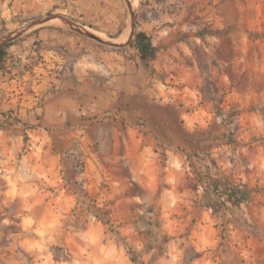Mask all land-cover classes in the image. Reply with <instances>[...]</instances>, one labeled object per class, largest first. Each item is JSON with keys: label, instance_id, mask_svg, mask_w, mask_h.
I'll use <instances>...</instances> for the list:
<instances>
[{"label": "rangeland", "instance_id": "374dc122", "mask_svg": "<svg viewBox=\"0 0 264 264\" xmlns=\"http://www.w3.org/2000/svg\"><path fill=\"white\" fill-rule=\"evenodd\" d=\"M225 3L229 20L220 12ZM51 17H59L51 25L101 53L131 58L135 31L158 51L134 97L117 96L123 101L101 112L79 111L66 123L70 133L48 122L46 97L71 77L73 64L60 66L70 72L65 79L60 68L35 71L42 63L36 56L14 60L6 51L0 264H200L188 238L199 213L181 220L165 183L176 168L169 152L180 158L178 172L191 175L200 211L218 216L248 191H264L261 178L247 188L236 174L249 155L264 158V0H0V44L18 43L26 27ZM238 215H230L236 225L259 234L256 217ZM256 262L233 247L232 264Z\"/></svg>", "mask_w": 264, "mask_h": 264}, {"label": "crops", "instance_id": "0c3cea01", "mask_svg": "<svg viewBox=\"0 0 264 264\" xmlns=\"http://www.w3.org/2000/svg\"><path fill=\"white\" fill-rule=\"evenodd\" d=\"M228 4H223L220 11L226 20L230 19L227 8H230L231 3ZM52 21L53 19L41 24L34 32L28 31L25 38L9 46L6 51L8 57L12 53L14 60L29 61L34 56L40 58L42 63L33 68L38 73L58 69L69 61L73 64L71 77L46 97L48 122L55 130L70 133L66 123L77 117L79 111L91 109L101 112L117 101H123L117 99V96L125 99L134 97L139 86L150 80V73L141 64L134 48L131 58L129 54L126 57L120 53H101L95 46L71 34L66 28L51 25ZM35 43H38V48ZM86 48L89 50L87 53L83 51ZM247 126H253L251 120ZM149 148L150 146H145L144 152ZM169 154L172 155L170 165L176 168H171L165 174V183H170L169 192L178 199L177 206L183 213L181 220L186 224L193 218L194 212L199 213V219L188 236L194 250L200 253L196 263L200 261V264H221L222 261V264H232L234 247L249 260H257L256 264H264V191L261 194L248 191L242 204L228 208L218 216L206 208L200 211L195 203L198 196L187 183L189 174L178 172L176 161L180 158L173 152ZM261 154L249 155L241 169L236 172L243 182H247V188L251 187L253 180L264 181V158ZM145 159L152 170L157 169L158 163L151 158L149 151ZM220 163L223 168L227 166L225 159H221ZM253 165L255 173L249 171ZM247 212L256 217L257 227L261 229L259 234H253L241 224L236 225L232 221L231 214L239 216L238 213L247 215ZM182 241L185 243V239Z\"/></svg>", "mask_w": 264, "mask_h": 264}, {"label": "trees", "instance_id": "16d2710c", "mask_svg": "<svg viewBox=\"0 0 264 264\" xmlns=\"http://www.w3.org/2000/svg\"><path fill=\"white\" fill-rule=\"evenodd\" d=\"M9 46H11V42L0 45V68H3V60ZM129 46L136 49L142 65L146 69H149L158 51L157 47L152 45L150 37L142 31H135L129 42Z\"/></svg>", "mask_w": 264, "mask_h": 264}, {"label": "water", "instance_id": "95a60500", "mask_svg": "<svg viewBox=\"0 0 264 264\" xmlns=\"http://www.w3.org/2000/svg\"><path fill=\"white\" fill-rule=\"evenodd\" d=\"M55 18H59V17H51V18H47V19H43V20H40V21L34 22V23L30 24L28 27H26L25 30H24V32L29 31V30H30L33 26H35V25H41V24H43V23H45V22H47V21H49V20L55 19ZM132 28L134 29L133 26H132ZM77 31H78V33L84 34V35H86L87 37H89V38H91V39L97 41V42L100 43V44H103V45H110V46L113 45V46H115V44L107 43V42L101 40L100 38H97V37L94 36L93 34H90V33H87V34H86V33H84V32L81 31V30H77ZM24 32H23V33H24ZM133 33H134V32H133ZM133 33L131 34V38L133 37ZM3 44H5V43H2V44H0V45H3ZM116 46H117V45H116Z\"/></svg>", "mask_w": 264, "mask_h": 264}, {"label": "built area", "instance_id": "2783aa9c", "mask_svg": "<svg viewBox=\"0 0 264 264\" xmlns=\"http://www.w3.org/2000/svg\"><path fill=\"white\" fill-rule=\"evenodd\" d=\"M60 71H61L62 78L66 79L67 77L70 76V72H69V70H68V68L66 66L61 67Z\"/></svg>", "mask_w": 264, "mask_h": 264}, {"label": "bare ground", "instance_id": "6f19581e", "mask_svg": "<svg viewBox=\"0 0 264 264\" xmlns=\"http://www.w3.org/2000/svg\"><path fill=\"white\" fill-rule=\"evenodd\" d=\"M128 31H129V29H128ZM129 34H130V32H129ZM128 38H129V36H128ZM128 38H127V40H128Z\"/></svg>", "mask_w": 264, "mask_h": 264}]
</instances>
